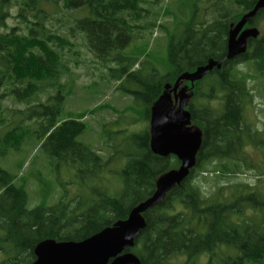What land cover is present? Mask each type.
<instances>
[{
    "label": "trees",
    "instance_id": "trees-1",
    "mask_svg": "<svg viewBox=\"0 0 264 264\" xmlns=\"http://www.w3.org/2000/svg\"><path fill=\"white\" fill-rule=\"evenodd\" d=\"M256 1L178 0L175 11L162 9L174 22L172 29L164 28L166 59L157 63L160 70L148 53L140 50L128 56L124 51L140 32L151 34L160 26L155 11L164 0H0V158L20 153L34 140L46 165L72 170L82 188L73 197L64 192L50 205L28 207L24 179L19 177L23 183H18L14 174L0 167V264H32L40 242L82 241L126 220L132 208L153 194L157 179L180 165L175 156L161 157L150 150L153 104L182 73L210 60L222 61L230 26ZM59 12L69 13L72 37L75 32L82 35L88 51L107 66L116 89L131 98V106L122 114L134 109L144 117L146 128L125 137L132 149L117 161L114 156L121 151L113 150L111 137L122 131L108 132L104 127V143L110 147L104 159L78 140L87 129L85 114L61 119L65 99L72 93V80L63 81L72 74L65 52H72L75 44L51 28L50 20ZM10 19L14 26H8ZM259 20L264 21V9L244 28L256 27ZM239 64L264 76V34L249 39L244 54L224 61L193 86L180 83L187 88L185 110L191 126L202 132V142L188 176L159 205L142 214L145 227L127 250L139 264H168L175 255L188 260L201 255L213 258L222 248L229 253L220 264H264L260 185L235 183L225 193L219 188L206 195L195 183L200 173L210 171L211 162H216L214 177L226 180L252 167L247 146L257 148L261 135L245 117L252 101L247 82L254 74L244 72ZM215 99L220 102L213 104ZM112 162L120 163V168L114 183L103 187L107 182L103 173L109 172ZM246 208L253 211L250 219L244 217Z\"/></svg>",
    "mask_w": 264,
    "mask_h": 264
},
{
    "label": "rangeland",
    "instance_id": "rangeland-1",
    "mask_svg": "<svg viewBox=\"0 0 264 264\" xmlns=\"http://www.w3.org/2000/svg\"><path fill=\"white\" fill-rule=\"evenodd\" d=\"M177 1L164 0L162 8L156 9V24L163 26V29L159 26L151 34L149 32H140L139 38L133 41L124 53L128 54V56H134L141 50L143 54L148 53V58L151 59L149 61L153 62L152 64L158 66L157 63H162L166 59L167 37L164 28L172 29L174 22L173 16L166 15V11L162 9L167 7L170 11H175L174 6ZM69 16L67 12H59L52 16L49 23L51 28L66 34L75 44L72 52H65V58L69 61L72 74L69 78H64L63 81L72 80L69 84L72 93L65 99L61 119L85 114L82 120L86 122L87 129L78 140L91 146L104 159L110 155V147H107L104 143L107 138L104 127H106L105 129L108 132L122 131L111 137L113 139V150L121 151L119 155L114 156L115 161H117L123 152H126V150L129 152L132 149V145L126 142L125 137L132 133L142 132L146 128V123L144 117L136 112L137 110L133 109L122 114L123 110L131 106V98L121 94L116 89L117 82L110 78L107 66L88 51L82 35L75 32L72 37V33L69 30L71 25L68 22ZM7 24L8 26H14L15 21L10 19ZM255 28L260 32L259 36L263 35L264 21H257ZM140 56L141 59L145 57L143 55ZM111 65L109 64L108 66ZM238 67L242 68L244 72L254 74L247 64H239ZM136 68L137 65L133 69L135 70ZM247 87L251 91L252 101L249 108L245 111V117L252 123V129L257 134H261L257 148L250 145L247 146V153L249 154L252 167L245 168L244 173L226 180L214 177L212 167L216 162H211L209 165L210 171L200 173L195 180L196 185L206 195L215 193L219 188L221 192L225 193L235 183H249L256 187L260 185L261 195L264 194V76L260 77L254 74V77L248 80ZM41 99L44 101L45 96H42ZM219 102L220 100L215 99L212 103L218 104ZM116 120H118V124L114 125L113 122ZM109 143L110 141L107 144ZM119 166L120 163L112 162L109 172L103 173V177L107 181L103 187L114 183ZM0 167L14 174L18 178V183H23L19 177L24 179L25 188L29 195L28 207L36 206L40 203L50 205L56 202L59 195L64 192L68 197L78 195V192L82 193V188L75 183L73 171L67 170L63 165L59 166L58 170L49 168L46 165L39 142L36 143L35 141L34 143V140L23 145L20 153H11L6 158H0ZM217 174L215 172V175ZM251 215H253V211L250 208H246L244 217L250 219L252 218ZM226 253H229V251L226 248H222L217 251V255L213 256V258L208 255H201L192 260H188L184 255H175L169 259L168 264H220V259ZM1 259L2 256L0 255Z\"/></svg>",
    "mask_w": 264,
    "mask_h": 264
},
{
    "label": "water",
    "instance_id": "water-1",
    "mask_svg": "<svg viewBox=\"0 0 264 264\" xmlns=\"http://www.w3.org/2000/svg\"><path fill=\"white\" fill-rule=\"evenodd\" d=\"M264 9V0H257L253 9L231 25L226 45V56L222 61L210 60L192 72L182 73L170 90L153 104L150 115V150L161 157L175 156L180 165L177 169L162 174L156 181L153 194L136 205L124 221L88 237L82 241L45 240L34 249L32 264H139V259L127 252L135 244L136 237L145 227L143 213L159 205L174 186L179 185L195 166L196 155L202 142V132L191 126L187 106L189 95L178 98L180 83L193 84L203 79L214 68L220 69L224 61H230L244 54L249 39H257L260 32L255 27L244 28L252 22L257 13ZM172 93V94H171ZM178 101V102H177ZM178 105V107H177Z\"/></svg>",
    "mask_w": 264,
    "mask_h": 264
},
{
    "label": "flooded vegetation",
    "instance_id": "flooded-vegetation-1",
    "mask_svg": "<svg viewBox=\"0 0 264 264\" xmlns=\"http://www.w3.org/2000/svg\"><path fill=\"white\" fill-rule=\"evenodd\" d=\"M246 26V25H245ZM244 26V27H245ZM249 27H251V26H247L246 28H249ZM226 56V55H225ZM236 58V57H235ZM232 60H234V59H232ZM183 87L182 86H179V88L177 89V94H178V92H180L181 91V89H182ZM172 94V93H171ZM185 94H187V89H186V92L184 91V92H182L179 96H178V98L179 97H181V96H184ZM178 102V101H177ZM177 107H178V105H177Z\"/></svg>",
    "mask_w": 264,
    "mask_h": 264
}]
</instances>
